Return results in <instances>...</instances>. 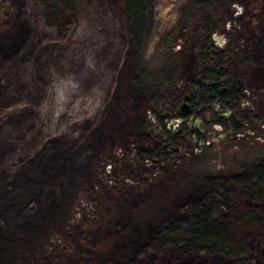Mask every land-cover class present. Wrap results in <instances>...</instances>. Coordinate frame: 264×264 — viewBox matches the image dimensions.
I'll use <instances>...</instances> for the list:
<instances>
[{
  "label": "rangeland",
  "instance_id": "rangeland-1",
  "mask_svg": "<svg viewBox=\"0 0 264 264\" xmlns=\"http://www.w3.org/2000/svg\"><path fill=\"white\" fill-rule=\"evenodd\" d=\"M184 1L156 0L145 55L152 67L163 58L159 36L177 24ZM218 2L221 37L242 55L233 70L248 116L243 130L223 142L216 135L211 152L193 165L206 175L249 181L255 162L264 164V0ZM123 10L124 0H79L52 31L37 1L0 0V264L225 259L151 250L158 232L186 218V205L209 187L189 166L192 141H176L185 151L172 162L136 157L154 143L152 133L138 128L152 113ZM194 31L176 33L183 94L195 79ZM175 91L168 89L164 106L176 105ZM236 190L241 207L264 214V205ZM233 235L246 240L254 264H264V233L237 225Z\"/></svg>",
  "mask_w": 264,
  "mask_h": 264
},
{
  "label": "trees",
  "instance_id": "trees-1",
  "mask_svg": "<svg viewBox=\"0 0 264 264\" xmlns=\"http://www.w3.org/2000/svg\"><path fill=\"white\" fill-rule=\"evenodd\" d=\"M35 1L40 7L43 26L54 31L63 16L77 8L79 0ZM155 3L156 0H124L123 10L127 33L135 47L137 81L148 94L150 110L156 113L164 106L167 100L166 93L170 88L176 89L177 100L183 95L178 85L182 66L180 52L175 50L176 33L180 28L183 30L194 28V47L198 50L195 56L193 81L198 86L196 96L200 98V102L212 101L218 87L223 84L221 78L225 76L224 85L234 96L232 105L234 114L240 118L233 128L240 132L248 115L242 105L245 95L238 86L239 77L233 70V63H241L242 55L234 50L231 43L223 50L213 43V33L221 30L225 22L220 3L218 0H185L179 7L177 24L159 36L157 44L163 52V58L159 65L152 67L145 55L156 29ZM197 78L200 79L199 82ZM202 92L208 95V99L201 96ZM149 126L150 120L141 123L138 128L147 130ZM157 137L161 139L160 135ZM210 152L211 148L193 157L192 164H189L196 177L209 187V192L202 199L186 205V218L171 219L154 238L151 250L159 253L198 252L205 256L225 258L214 259L205 264H254L255 259L250 254L246 240H238L233 235V227L237 225L254 227L264 233V214L253 205L241 207L236 202L235 193L236 189H242L250 199L264 205V164L255 162L249 181L243 180L240 176L206 175L193 164L199 163ZM136 157L140 161L152 160L154 157L158 162L173 161L160 148L153 152H137Z\"/></svg>",
  "mask_w": 264,
  "mask_h": 264
},
{
  "label": "flooded vegetation",
  "instance_id": "flooded-vegetation-1",
  "mask_svg": "<svg viewBox=\"0 0 264 264\" xmlns=\"http://www.w3.org/2000/svg\"><path fill=\"white\" fill-rule=\"evenodd\" d=\"M212 40L214 45L221 50L229 44L226 38L221 37L219 40L216 39L214 33L212 35ZM195 52L197 53L198 50L195 49ZM199 81L200 79L197 78V82ZM221 81L223 84L218 87L216 96L210 102H200V98L196 96L198 86L193 82L192 89L183 94L176 105L171 106L169 104L161 107L163 109L165 108L164 110H167L169 115L161 118L158 115V110L156 113L151 111L152 115L149 119L150 126L147 129L152 133L154 139L151 152L156 148H160L161 151H165L175 161L178 155L182 151H185V148L182 145H178L176 141H182L183 144L192 141L196 145V148L193 149V153H191L192 159L202 154L207 149L212 148L211 145L215 141L216 135H218L219 140L223 142L224 140L222 137L224 135L239 133L233 128V125L235 126L240 121V118L235 116L232 108L234 96L224 85L225 76L221 78ZM238 86L241 88L240 84H238ZM243 93L245 95L246 91L243 90ZM201 96L208 99V95H205L203 92ZM183 102L187 104L188 111H186L185 114H179L176 109ZM224 114H226V116H224ZM170 121L173 126L171 130L169 125L166 124ZM227 123L229 126H227ZM153 125L155 127H153ZM241 130H243V128ZM157 135H160L161 139L158 137L156 138ZM184 154L186 155L188 153L184 152ZM152 160L158 161L155 157L152 158Z\"/></svg>",
  "mask_w": 264,
  "mask_h": 264
},
{
  "label": "water",
  "instance_id": "water-1",
  "mask_svg": "<svg viewBox=\"0 0 264 264\" xmlns=\"http://www.w3.org/2000/svg\"><path fill=\"white\" fill-rule=\"evenodd\" d=\"M214 37L216 38V39H220L221 38V35H220V30H217V31H215V33H214ZM188 106H187V104L185 103V102H183V103H181V105L176 109V111H177V113H179V114H185L186 113V111H188ZM158 115H159V117H161V118H163V117H165V116H167V115H169V112L167 111V110H164L163 108H159L158 109ZM224 116H226V114H224ZM166 124H168L169 125V128H170V130L172 129V122L170 121L169 123L167 122Z\"/></svg>",
  "mask_w": 264,
  "mask_h": 264
}]
</instances>
